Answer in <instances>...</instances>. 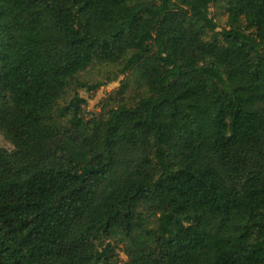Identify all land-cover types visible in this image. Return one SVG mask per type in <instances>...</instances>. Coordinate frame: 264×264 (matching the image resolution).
Returning <instances> with one entry per match:
<instances>
[{"label": "trees", "instance_id": "16d2710c", "mask_svg": "<svg viewBox=\"0 0 264 264\" xmlns=\"http://www.w3.org/2000/svg\"><path fill=\"white\" fill-rule=\"evenodd\" d=\"M0 130V264H264V0H0Z\"/></svg>", "mask_w": 264, "mask_h": 264}, {"label": "rangeland", "instance_id": "374dc122", "mask_svg": "<svg viewBox=\"0 0 264 264\" xmlns=\"http://www.w3.org/2000/svg\"><path fill=\"white\" fill-rule=\"evenodd\" d=\"M225 2H219L212 5L211 7V18L218 24V31L221 32L224 29H228V14L225 9ZM211 34V33H210ZM212 35V34H211ZM209 35V36H211ZM208 36V37H209ZM119 67L104 68L101 65H95L88 71L83 73L78 78V83L72 88L66 100L63 101L62 105H66L69 101L74 98L75 93H79L82 98L86 100V105L83 106L85 111L86 119H91L93 116H99L101 114L102 106L104 103L110 101L113 105L123 99V95L119 93L122 88V82L126 80L125 77H119L118 81L109 84L95 92H86L83 89L78 88L82 84L88 86L94 85L98 82H106L108 78H114L119 72ZM131 89L126 94L125 98H131L135 94V84L132 83ZM0 147L12 152L14 151L13 144L9 141L5 133L0 130ZM116 246L117 254L121 261L127 262L128 257L125 254L124 245L117 242H113Z\"/></svg>", "mask_w": 264, "mask_h": 264}]
</instances>
